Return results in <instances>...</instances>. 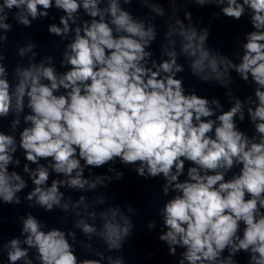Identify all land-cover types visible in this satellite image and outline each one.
I'll list each match as a JSON object with an SVG mask.
<instances>
[{"label":"clouds","instance_id":"9594fccd","mask_svg":"<svg viewBox=\"0 0 264 264\" xmlns=\"http://www.w3.org/2000/svg\"><path fill=\"white\" fill-rule=\"evenodd\" d=\"M134 2L149 17L125 7ZM184 2L167 0L166 9L160 0H0V204L75 217L65 230L31 212L20 216V234L0 240V264L4 257L6 264H126L106 253L123 250L136 209L97 211L108 197L86 195L123 178L117 162L163 181L158 239L176 264H239L241 253L247 264H264V0H187L218 8L213 19L247 16L251 30L237 37L235 58L209 46L211 28L199 27L191 11L180 18ZM53 9L62 14L47 31L66 41L59 69L51 55L37 61L36 44L27 42L17 47L27 65L10 73L4 48L13 22L55 21ZM156 18L166 24L158 59ZM185 64L192 77L225 89L230 106L188 90L179 75ZM233 73L252 87L243 99ZM246 119L252 135L239 126ZM105 166L110 175L93 172ZM67 191L82 194L73 200ZM147 227L155 230L157 220ZM77 244L98 258L81 259Z\"/></svg>","mask_w":264,"mask_h":264}]
</instances>
